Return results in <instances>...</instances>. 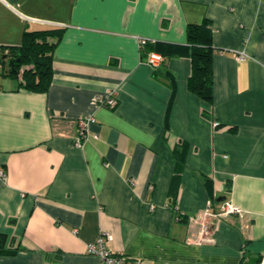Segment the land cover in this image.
Listing matches in <instances>:
<instances>
[{
	"label": "crops",
	"instance_id": "obj_1",
	"mask_svg": "<svg viewBox=\"0 0 264 264\" xmlns=\"http://www.w3.org/2000/svg\"><path fill=\"white\" fill-rule=\"evenodd\" d=\"M206 18L211 102L189 89L190 55L176 54ZM48 29V91L24 88L9 56L0 75V232L21 247L0 264H99L88 244L104 232L142 264H262L264 0H0V51ZM152 51L166 58L158 68ZM108 93L115 109L98 101ZM210 202L213 214L242 211L212 214V241L192 243L189 217Z\"/></svg>",
	"mask_w": 264,
	"mask_h": 264
},
{
	"label": "trees",
	"instance_id": "obj_2",
	"mask_svg": "<svg viewBox=\"0 0 264 264\" xmlns=\"http://www.w3.org/2000/svg\"><path fill=\"white\" fill-rule=\"evenodd\" d=\"M57 34L58 30L56 29L27 30L24 33V42L20 46L10 47L8 54L5 53L8 50L6 48H3V52L0 51L2 64L5 63L6 56L10 57L9 74L19 75L21 69L23 70L22 86L24 88L35 92L48 91L54 73L53 51L56 45L50 42L49 38L57 36ZM149 43L151 42L143 46H147ZM176 51L177 55L186 53L192 59L189 89L211 102L214 98L213 58L215 52L212 21L206 18L202 23L190 24L188 26V45H178ZM12 61L15 62L14 65L11 64ZM154 76L168 81L169 85L174 88L175 78L170 72L156 69ZM117 105L112 109H115ZM179 152L174 150L178 163V175L182 169ZM20 248L14 237L0 232V257L15 255Z\"/></svg>",
	"mask_w": 264,
	"mask_h": 264
},
{
	"label": "built area",
	"instance_id": "obj_3",
	"mask_svg": "<svg viewBox=\"0 0 264 264\" xmlns=\"http://www.w3.org/2000/svg\"><path fill=\"white\" fill-rule=\"evenodd\" d=\"M141 43L142 45H145L148 43V40H142ZM5 53L8 54L9 50L5 51ZM165 60V56L157 51L150 52L147 57V62L154 68L160 67L165 62ZM2 69L3 64L0 61V75ZM98 101L101 105L108 106L110 108H114L118 103V99L113 93L99 96ZM94 121L95 117L93 116H86L78 121L81 130L79 136L74 140V145L76 147H83L84 142L89 136V125ZM0 176H2L4 179H7V175L3 170H0ZM152 208H154V206H152ZM212 209L213 204L210 202L207 210L204 213L189 217V223L191 226V234L189 237L190 242L202 243L212 241V238L206 235L207 232L212 231L208 221L210 216L213 214ZM241 211L242 209L238 205L231 202H226L213 215L220 218L227 217L232 214H238ZM111 238L112 235L109 232H104L101 233L94 242L88 244V252L99 257V264H142V260L140 258L132 257L121 251H113L110 249L107 243ZM262 264H264V259L262 260Z\"/></svg>",
	"mask_w": 264,
	"mask_h": 264
},
{
	"label": "water",
	"instance_id": "obj_4",
	"mask_svg": "<svg viewBox=\"0 0 264 264\" xmlns=\"http://www.w3.org/2000/svg\"><path fill=\"white\" fill-rule=\"evenodd\" d=\"M11 64H12V65H14V64H15V62H14V61H12V62H11Z\"/></svg>",
	"mask_w": 264,
	"mask_h": 264
},
{
	"label": "rangeland",
	"instance_id": "obj_5",
	"mask_svg": "<svg viewBox=\"0 0 264 264\" xmlns=\"http://www.w3.org/2000/svg\"><path fill=\"white\" fill-rule=\"evenodd\" d=\"M6 71H7V69H6Z\"/></svg>",
	"mask_w": 264,
	"mask_h": 264
}]
</instances>
